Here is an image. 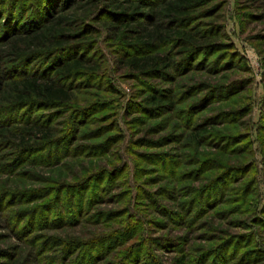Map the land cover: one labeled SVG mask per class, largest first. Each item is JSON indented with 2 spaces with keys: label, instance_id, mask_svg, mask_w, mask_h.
Here are the masks:
<instances>
[{
  "label": "rangeland",
  "instance_id": "rangeland-1",
  "mask_svg": "<svg viewBox=\"0 0 264 264\" xmlns=\"http://www.w3.org/2000/svg\"><path fill=\"white\" fill-rule=\"evenodd\" d=\"M177 2L0 0V264H264V0Z\"/></svg>",
  "mask_w": 264,
  "mask_h": 264
},
{
  "label": "trees",
  "instance_id": "trees-1",
  "mask_svg": "<svg viewBox=\"0 0 264 264\" xmlns=\"http://www.w3.org/2000/svg\"><path fill=\"white\" fill-rule=\"evenodd\" d=\"M202 0H178V2L170 7V10L175 14V16H178L179 18H185L187 17L186 13H184V8L186 7H194L195 5H199L201 3ZM52 4H47V6L45 5L43 7V16H41V19H47L48 16H51L50 14L52 13L53 8H51ZM52 10H51V9ZM48 9V10H47ZM47 10V12H46ZM36 28H38L37 26H31V30H36ZM79 33V32H78ZM81 33V32H80ZM59 36V35H58ZM180 36L186 37L187 39H183L181 40L182 43L189 45V50L187 49H183L181 50L180 53H191L194 50L197 49H201L206 48V47H210L213 45V43L211 42H207L203 45H195L196 43L194 42V36L193 35H189V34H184L182 32H180ZM181 39V38H179ZM163 41V39H161ZM60 44H56L57 47H54L53 49H56L58 47H60L59 50V54L58 55H65L68 53V51L70 49H73L72 47L70 48H64L62 46H59ZM136 46H141V47H149L150 44H134V45H128V47L130 48H134ZM45 47V46H44ZM63 47V48H62ZM83 46L77 47L75 48V50H77V56L73 57V58H68L65 57L64 59L61 58V60H58L57 62H55V66L52 69V75H53V80H50L49 78L45 79L43 77H35V78H29V79H22L19 80L18 83L16 84L15 88L12 90L15 94H17V97H19V99H25V102L29 101L30 99H33L34 101H37L43 105H51V104H63L65 102H67L69 100L68 97V90L69 88H66L62 85H58V81L63 82L68 80V78L70 79V76H74L75 75H79L78 73H80L82 70L81 66H80V61L82 60V57L80 56V53L78 54V51H83L84 48H82ZM61 50V51H60ZM136 50V48L134 49ZM74 51V50H73ZM20 52V51H19ZM55 52V51H54ZM54 52L52 51V55L54 54ZM16 54V53H14ZM21 54V53H19ZM16 54V55H19ZM49 54V53H48ZM66 56V55H65ZM144 59H151L148 57L145 58H139L137 59L136 57H130L128 59L129 63L131 65H134L135 69L141 70L140 66L141 62L145 63L143 60ZM157 62L153 63V65L151 66H147L146 68L142 69L146 71H149L153 74H158L160 73L161 69H167L169 67L168 63V59H160V62H158V60H156ZM44 79L42 84H36V79ZM148 103H149V108L150 110H160V109H165L169 107V104H166L162 99L157 98V97H149L148 98Z\"/></svg>",
  "mask_w": 264,
  "mask_h": 264
}]
</instances>
